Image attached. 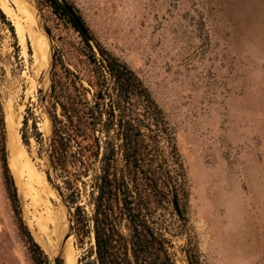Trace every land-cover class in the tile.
<instances>
[{"label":"rangeland","instance_id":"rangeland-1","mask_svg":"<svg viewBox=\"0 0 264 264\" xmlns=\"http://www.w3.org/2000/svg\"><path fill=\"white\" fill-rule=\"evenodd\" d=\"M65 1L95 40L137 74L172 127L203 264H264V0ZM0 9L13 27L0 26V108L6 145L10 120L19 126V154L9 166L7 152V162L22 219L49 264L62 231L76 264L92 262L93 235L77 245L69 233L74 209L56 188L62 184L45 174L52 57H75L65 60L68 68L86 77L81 39L40 0H0ZM33 175L46 187L32 184ZM83 182L76 204L91 215L90 177ZM170 240L176 264H185L186 240ZM0 264H32L1 169Z\"/></svg>","mask_w":264,"mask_h":264},{"label":"trees","instance_id":"trees-1","mask_svg":"<svg viewBox=\"0 0 264 264\" xmlns=\"http://www.w3.org/2000/svg\"><path fill=\"white\" fill-rule=\"evenodd\" d=\"M40 1L78 33L88 66L82 77L65 62L72 64L75 57L54 54L47 101L53 126L48 154L51 173L68 192L63 194L74 209L71 230L77 245L82 247L94 236L95 258L85 264H176L170 237L186 240L185 264H203L189 225L187 174L162 108L137 74L96 41L79 17L85 34L58 0ZM0 26L13 32L1 9ZM0 169L23 247L32 264H49L22 219L7 163L1 108ZM45 174L51 183L50 173ZM89 177L91 215L76 204L79 188Z\"/></svg>","mask_w":264,"mask_h":264},{"label":"bare ground","instance_id":"bare-ground-1","mask_svg":"<svg viewBox=\"0 0 264 264\" xmlns=\"http://www.w3.org/2000/svg\"><path fill=\"white\" fill-rule=\"evenodd\" d=\"M14 23H15V25L18 28L20 27V25L16 22V20L14 21ZM14 121L10 120L9 125L6 122V124L8 125V127H7L8 136H7V145H6V147H7V152H8L9 166H11V162H12L13 157H17L18 156V154H19L18 151L20 149L19 146H21V139H20L19 132H18L19 126ZM31 180H32V184H34V185H39L41 187L42 186L46 187V184H44L43 179H41L37 175H33ZM64 234L65 233H63V231H62L60 233V236L57 237V239L55 238L54 243H53V247H52L54 249V252L52 253V257L56 253H61L62 257H63V261H64L63 264H76L77 263V258H76V255H75V250H74V246L72 244V240L68 239L66 242H64V240H63V237H64L63 235Z\"/></svg>","mask_w":264,"mask_h":264},{"label":"water","instance_id":"water-1","mask_svg":"<svg viewBox=\"0 0 264 264\" xmlns=\"http://www.w3.org/2000/svg\"><path fill=\"white\" fill-rule=\"evenodd\" d=\"M64 7L65 9L68 11V13L70 14V16L73 18L74 22L76 23L77 27L80 29V31L85 34V29L83 24L81 23V21L79 20V18L76 16L75 12L73 11V9L68 6L63 0H58ZM47 36L49 37V34L46 31ZM52 72H53V57H52V65H51V72H50V86H49V92H50V88L52 85ZM48 97V95H47ZM47 113H48V108H47ZM49 116V113H48ZM50 119V124H51V130H50V137L48 139V143H47V147H46V160H47V171L50 173V177H51V184H54L55 182H57L54 178V175L51 173V165L50 162L48 160V154L49 151L51 149V142H52V136H53V126H52V121L51 118L49 116ZM56 188L58 189V191L60 192L61 196L63 197V201L65 202V204L67 205L65 198H64V194L61 192V188L59 187V185H56ZM67 207L69 208V206L67 205ZM70 210V208H69ZM72 225V223H71ZM69 233L73 236L72 230H71V226L69 228ZM68 239H70V235L65 236L64 238V242H66ZM93 241H94V236H93ZM94 244V243H93ZM57 257L54 259V264H63V257L61 253H57Z\"/></svg>","mask_w":264,"mask_h":264}]
</instances>
